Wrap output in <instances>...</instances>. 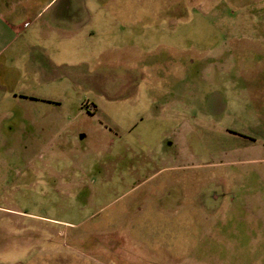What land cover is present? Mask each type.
<instances>
[{
  "label": "rangeland",
  "instance_id": "1",
  "mask_svg": "<svg viewBox=\"0 0 264 264\" xmlns=\"http://www.w3.org/2000/svg\"><path fill=\"white\" fill-rule=\"evenodd\" d=\"M50 1L90 50L0 92V264H264V0Z\"/></svg>",
  "mask_w": 264,
  "mask_h": 264
},
{
  "label": "crops",
  "instance_id": "2",
  "mask_svg": "<svg viewBox=\"0 0 264 264\" xmlns=\"http://www.w3.org/2000/svg\"><path fill=\"white\" fill-rule=\"evenodd\" d=\"M52 3L53 1L48 2L42 7V11L37 14L34 8L40 7V0H0V92L7 98L11 97L17 100L18 103L24 102L32 105L31 107L28 106L27 109L25 107L22 108V111L33 110L40 112L41 107L34 104L43 103L52 106L56 104L55 101L47 100L45 96L29 93V87L25 85L30 81L32 68L29 52L32 47L37 48V46L30 42L33 35L38 33L40 37L48 40L47 42H41L43 44L38 46V50L40 54L42 53L46 57L45 59L49 62L50 67L53 68L52 70H55L56 75L59 72L58 68H68L70 69L69 73L72 72L71 69L73 70V68L76 70V66H73L75 62L72 60L73 57H76L80 48L83 52L90 50L87 45L77 46L73 43L74 32H68L67 35H64L62 29L53 27L51 28V34L45 36L43 30L39 28L43 25L42 22L38 24L30 35L28 31L27 33H21V30H28L32 26L30 20L38 23L37 19H40L41 13L52 9L54 6H51ZM51 15V20L53 18L55 20L64 19V17L57 13H51ZM91 35L93 36V34ZM63 39H66L70 43H64ZM41 41L43 40L41 39ZM90 47L92 51L93 46L90 45ZM27 56H29L28 59H26ZM36 67L41 76L47 75V68L45 70L44 67H41L40 62ZM69 76H72V74ZM79 109L81 112L78 113L77 117L82 119V123L97 118L96 111L83 113L84 108ZM45 110H48V108ZM100 124L103 125L102 123Z\"/></svg>",
  "mask_w": 264,
  "mask_h": 264
}]
</instances>
